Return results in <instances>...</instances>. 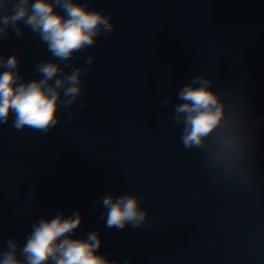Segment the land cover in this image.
<instances>
[{"label":"water","instance_id":"water-1","mask_svg":"<svg viewBox=\"0 0 264 264\" xmlns=\"http://www.w3.org/2000/svg\"><path fill=\"white\" fill-rule=\"evenodd\" d=\"M81 2L111 13L115 27L71 58L65 71L87 68L84 92L55 126L0 124V253L9 238L19 253L41 215L79 209L76 234L98 229V251L122 264H264V0ZM22 27L0 40V54L15 53L25 79L39 78L36 63L57 58ZM196 74L219 90L243 87L254 103L242 182L180 140L174 106ZM109 192L137 195L144 222L108 227Z\"/></svg>","mask_w":264,"mask_h":264},{"label":"clouds","instance_id":"clouds-1","mask_svg":"<svg viewBox=\"0 0 264 264\" xmlns=\"http://www.w3.org/2000/svg\"><path fill=\"white\" fill-rule=\"evenodd\" d=\"M111 15L89 8L81 0H0V40L9 36L10 29L22 36V25L27 26L57 58L38 61L35 70L41 74L39 78L25 79L18 56L0 54V124L11 117L16 129L28 126L46 132L57 124L61 106L70 113V106L83 95L82 73L87 68H65L71 65L75 52L113 31ZM93 59L89 55L86 64ZM213 83L205 74H196L184 83L172 118L182 124L180 140L185 148L200 149L210 168L235 172V178L242 182L247 179L244 158L254 136L249 110V104L254 107V103L243 87L219 90ZM163 103H170V98ZM101 200L108 227H136L147 217L139 197L131 192H109ZM82 219L79 209L41 215L31 224L19 253L14 239L6 241L0 264H122L98 251L102 244L98 229L76 234ZM123 264H132L131 258H125Z\"/></svg>","mask_w":264,"mask_h":264}]
</instances>
